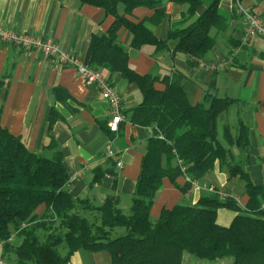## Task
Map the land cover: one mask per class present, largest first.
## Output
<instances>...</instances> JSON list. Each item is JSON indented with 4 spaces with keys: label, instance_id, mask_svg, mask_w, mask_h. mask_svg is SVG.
Segmentation results:
<instances>
[{
    "label": "trees",
    "instance_id": "trees-1",
    "mask_svg": "<svg viewBox=\"0 0 264 264\" xmlns=\"http://www.w3.org/2000/svg\"><path fill=\"white\" fill-rule=\"evenodd\" d=\"M78 1L115 18L106 34L92 36L84 62L96 70L121 74L138 86L143 100L128 115L132 123L154 128V137L143 157L130 213L125 215L114 199L99 207L74 199L65 190L69 176L62 153L55 149L48 158L30 152L22 137L12 135L0 119V240L3 256L14 257L8 264H68L72 255L82 250L108 252L112 264H184L185 254L198 260L232 258V264H264V185L252 183L232 150L248 148V130L240 121L235 139L230 129H225L228 147L218 141V119L237 101L207 91L201 103L192 105L180 78L138 75L129 65L128 52L118 42L119 30L126 28L132 48L149 45L157 53L172 50L174 55L188 56L196 62L204 60L229 25L228 18L219 12V0L188 27L173 25L167 40L158 39L146 27V23L158 24L166 16L163 0ZM169 1L186 5L188 18L196 16L201 8L200 0ZM141 7L155 10L154 16L131 22L127 16ZM156 83L166 85V89L157 90ZM53 92L56 97L64 93L61 88ZM54 112L49 115L50 125L56 122ZM179 160L193 180L213 170L217 161L222 168L227 166L232 177L239 176L246 183L249 201L245 208L232 198H202L197 206L165 209L153 222L150 212L164 178L182 192L191 187L188 182L183 187L177 184V179L184 176ZM41 206L49 214L38 216ZM220 209L237 212L229 227L217 224ZM121 229L124 234L118 235ZM13 232L22 239L19 246L10 243ZM63 247L66 253L62 256Z\"/></svg>",
    "mask_w": 264,
    "mask_h": 264
},
{
    "label": "crops",
    "instance_id": "crops-1",
    "mask_svg": "<svg viewBox=\"0 0 264 264\" xmlns=\"http://www.w3.org/2000/svg\"><path fill=\"white\" fill-rule=\"evenodd\" d=\"M166 16L146 27L160 40H167L172 26L191 25L215 0H200L197 15L188 18L186 5L163 0ZM264 23V0H243ZM120 13L123 8L120 7ZM219 12L228 18V28L219 35L216 46L203 60L206 64H224L215 73L206 72L193 58L174 55L173 51L157 53L153 46L135 49L130 46L131 34L126 28L118 32V42L129 54L130 67L141 76L181 79L192 105L203 101L209 91L220 98L229 97L237 102L218 119V141L228 147L224 138L229 128L233 138L238 136L240 121L248 130L249 146L245 150L232 147L236 160L242 163L250 180L256 186L264 185V38L254 35L244 41L246 24L235 12V0H219ZM155 10L136 8L127 18L133 23L151 19ZM115 18L104 10L82 5L78 0H0V27L19 35L32 34L50 39L59 48L85 60L94 34L104 35ZM216 34V31L213 32ZM171 49L173 44L170 45ZM122 97L123 120L119 130L109 129L112 120L110 106L95 86H88L74 67L63 66L57 58L39 51L18 48L0 41V119L12 135L22 137L30 152L52 157L55 149L62 153L69 181L65 190L76 200H87L99 207L108 199L116 200L118 209L129 215L136 184L141 173L148 142L154 137V128L132 123L128 112L143 100L138 86L129 83L121 74L100 70ZM64 93L56 97L53 90ZM164 91L166 85L156 83ZM54 110L56 122L49 124ZM221 132V133H220ZM223 136V139L220 140ZM112 142L117 157L106 158V146ZM52 144V148H47ZM120 161L121 167L116 163ZM198 187L182 192L169 178H164L156 193L150 215L156 221L165 209L177 205L197 206L202 198H236L242 208L249 201L246 183L239 176H231L229 168L220 161L206 173ZM181 187L186 177L177 179ZM45 206L37 215L49 214ZM90 216L92 213L81 211ZM237 212L220 209L217 224L229 227ZM22 239L12 233L10 243L19 246ZM66 253V252H65ZM11 257V262L14 257ZM0 240V259L5 264ZM190 261L185 259L184 264ZM68 264H112L108 252L78 251Z\"/></svg>",
    "mask_w": 264,
    "mask_h": 264
},
{
    "label": "built area",
    "instance_id": "built-area-1",
    "mask_svg": "<svg viewBox=\"0 0 264 264\" xmlns=\"http://www.w3.org/2000/svg\"><path fill=\"white\" fill-rule=\"evenodd\" d=\"M235 12L246 24V32L244 41L249 42L254 35H259L264 38V23L261 18L255 14L251 8L246 6L243 0H235ZM0 41L11 43L18 48L25 50H35L50 57L57 58L63 66L74 67L80 76L83 77L88 86H95L100 91L103 100L107 101L110 106L112 120L109 123L111 132L116 133L119 130V125L123 120L122 116V97L118 90L103 76L100 70H96L86 64L79 57L62 51L59 46L50 39H44L42 36L25 34L19 35L13 32L6 31L0 27ZM198 66L206 72L215 73L225 68L224 64H206L203 60L197 61ZM107 159L117 157L116 151L112 148V142H109L105 149ZM181 171L186 177L188 183L193 187L199 186L198 180L191 179L186 173V167L181 160L178 161ZM117 167H121V162L116 163ZM226 198L224 197L223 200ZM236 202V198H232ZM264 207V204H263ZM25 227V225H23ZM0 264H5L4 260L0 259Z\"/></svg>",
    "mask_w": 264,
    "mask_h": 264
},
{
    "label": "rangeland",
    "instance_id": "rangeland-1",
    "mask_svg": "<svg viewBox=\"0 0 264 264\" xmlns=\"http://www.w3.org/2000/svg\"><path fill=\"white\" fill-rule=\"evenodd\" d=\"M221 133V132H220ZM222 134H220V140L223 139V136L221 137ZM124 234V230H118V235H123ZM66 249L63 247L60 249V253L61 255H65ZM185 259L190 260V262L188 264H232L233 263V259L232 258H225V259H221V260H216V261H207V260H198L196 258H194L192 255L189 254H185Z\"/></svg>",
    "mask_w": 264,
    "mask_h": 264
}]
</instances>
